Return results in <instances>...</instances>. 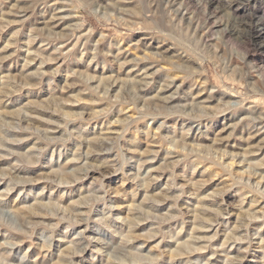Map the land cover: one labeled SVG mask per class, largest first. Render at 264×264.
I'll return each instance as SVG.
<instances>
[{"label": "rangeland", "instance_id": "1", "mask_svg": "<svg viewBox=\"0 0 264 264\" xmlns=\"http://www.w3.org/2000/svg\"><path fill=\"white\" fill-rule=\"evenodd\" d=\"M261 10L0 0V264H264Z\"/></svg>", "mask_w": 264, "mask_h": 264}, {"label": "bare ground", "instance_id": "2", "mask_svg": "<svg viewBox=\"0 0 264 264\" xmlns=\"http://www.w3.org/2000/svg\"><path fill=\"white\" fill-rule=\"evenodd\" d=\"M257 15V14H256ZM255 15H253V17H254ZM256 17H260L261 19L259 20L262 24V26H264V10H261V14L259 15V16H256ZM250 24H252V23H250ZM260 25V24H259ZM254 25L252 24L251 25V27H253ZM256 27V26H255ZM259 28V27H258ZM258 28H254L253 27V31H255V29H256V37L255 38H261L263 35H264V29L263 30H259ZM196 221V220H195ZM188 245V244H187ZM188 247V246H187ZM186 247V248H187ZM180 249V248H179ZM185 249V248H184ZM187 250V249H186ZM193 250V249H192ZM191 250V251H192ZM180 251V250H179ZM185 252V251H184ZM193 252V251H192ZM189 253V252H188Z\"/></svg>", "mask_w": 264, "mask_h": 264}]
</instances>
